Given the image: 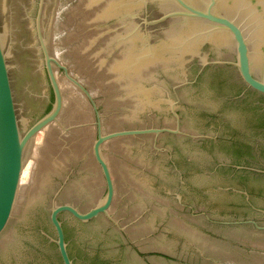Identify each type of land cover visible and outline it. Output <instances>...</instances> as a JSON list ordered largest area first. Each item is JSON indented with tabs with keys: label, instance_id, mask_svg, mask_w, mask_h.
I'll return each instance as SVG.
<instances>
[{
	"label": "water",
	"instance_id": "1",
	"mask_svg": "<svg viewBox=\"0 0 264 264\" xmlns=\"http://www.w3.org/2000/svg\"><path fill=\"white\" fill-rule=\"evenodd\" d=\"M0 143L264 214V0H0Z\"/></svg>",
	"mask_w": 264,
	"mask_h": 264
}]
</instances>
